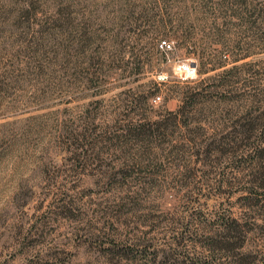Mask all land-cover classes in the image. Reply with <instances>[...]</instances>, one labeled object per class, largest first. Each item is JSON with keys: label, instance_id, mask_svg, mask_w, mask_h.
<instances>
[{"label": "rangeland", "instance_id": "374dc122", "mask_svg": "<svg viewBox=\"0 0 264 264\" xmlns=\"http://www.w3.org/2000/svg\"><path fill=\"white\" fill-rule=\"evenodd\" d=\"M73 10L87 33L65 64H36L30 32L0 21V264H204L229 216L252 229L234 252L261 264L264 189L245 191L238 157L196 150L251 105L264 117V0H77ZM183 62L193 76L180 77ZM222 79L248 97L205 102L193 141L175 133L139 151L124 134Z\"/></svg>", "mask_w": 264, "mask_h": 264}, {"label": "trees", "instance_id": "16d2710c", "mask_svg": "<svg viewBox=\"0 0 264 264\" xmlns=\"http://www.w3.org/2000/svg\"><path fill=\"white\" fill-rule=\"evenodd\" d=\"M76 1L0 0V21L2 20V24H8L6 28L9 27V30H22L17 31L19 33L25 32L23 30L30 32L25 50H27L29 58L33 55V58L37 59L36 64H43L42 62H49L52 65L65 64L73 55L74 50L75 56L78 54L83 39L82 34L85 36L87 33V30L82 31L81 25L73 19L72 12ZM38 13H41L43 17L37 18ZM238 60L240 59L233 58L232 61ZM237 68H239L238 65H234L223 72L229 74ZM226 82L227 80L222 79L218 86L214 87L203 81L197 82L189 90L181 92L183 93L181 103L175 111L168 112L162 118L153 121L130 122L124 134L133 138L140 147L139 151H148L151 148L149 145L155 143V138L162 137L164 140L161 141L165 142L166 138H171L175 133L180 134L183 139L193 141L194 135H197L203 128L199 125L190 127V123L195 120L201 121L205 117H202L204 111L208 110L205 105L212 107L211 104L205 102L212 103V101L222 99L230 104L235 99L238 101L248 97L245 93H238L239 97L236 98L232 94V89L222 88L227 85ZM217 108L208 111L209 115L218 114ZM252 108L253 105L249 106V109L240 113L235 120H231L230 124L224 123L219 128L214 127L209 140L203 146L204 149L196 150V155L204 154L206 157L214 153L221 156L238 157L239 161L244 164L243 169H249L250 186L244 188L248 193H251L253 189H264V122L259 121L264 117L259 113L255 114ZM231 112L232 110L228 108L225 110L227 118L228 115L231 117ZM221 116L223 119L225 118L224 115ZM119 137L121 134H118L116 139L119 140ZM169 141L167 140V142ZM184 149L185 144L181 143L173 146L168 154L173 156L176 154V150L183 151ZM150 162L152 163V160ZM247 194L246 198L250 199ZM259 202L260 199L255 198L254 202L249 204L254 206ZM251 230L247 221L241 222L239 218L229 216L222 220L220 232L215 235L217 239L213 240L212 244L204 246L208 252L204 264H255V261H259V259L251 252H234V250L238 251L243 247L246 240L245 234ZM179 238L176 243H180L184 239L183 236ZM216 250L223 251V254L216 256ZM223 257L226 258L223 259ZM261 264H264V258L261 259Z\"/></svg>", "mask_w": 264, "mask_h": 264}, {"label": "built area", "instance_id": "2783aa9c", "mask_svg": "<svg viewBox=\"0 0 264 264\" xmlns=\"http://www.w3.org/2000/svg\"><path fill=\"white\" fill-rule=\"evenodd\" d=\"M160 46L163 49H170L171 48V44L167 43L166 41H162ZM178 71H179V75L181 78H187V77L193 76L195 74L196 68L192 66V62H183V63L178 65ZM159 100H160L159 95H156L153 97V101H159Z\"/></svg>", "mask_w": 264, "mask_h": 264}, {"label": "water", "instance_id": "95a60500", "mask_svg": "<svg viewBox=\"0 0 264 264\" xmlns=\"http://www.w3.org/2000/svg\"><path fill=\"white\" fill-rule=\"evenodd\" d=\"M192 66H193V67H195V66H196V64H195V63H192Z\"/></svg>", "mask_w": 264, "mask_h": 264}]
</instances>
